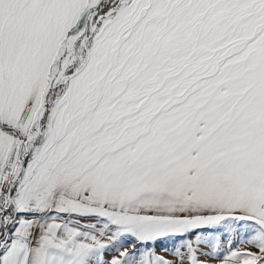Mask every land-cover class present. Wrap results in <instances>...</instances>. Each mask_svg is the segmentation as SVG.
Here are the masks:
<instances>
[{"label": "snow or ice", "instance_id": "snow-or-ice-1", "mask_svg": "<svg viewBox=\"0 0 264 264\" xmlns=\"http://www.w3.org/2000/svg\"><path fill=\"white\" fill-rule=\"evenodd\" d=\"M0 264H264V0H0Z\"/></svg>", "mask_w": 264, "mask_h": 264}, {"label": "rangeland", "instance_id": "rangeland-1", "mask_svg": "<svg viewBox=\"0 0 264 264\" xmlns=\"http://www.w3.org/2000/svg\"><path fill=\"white\" fill-rule=\"evenodd\" d=\"M157 251H159V248L157 249Z\"/></svg>", "mask_w": 264, "mask_h": 264}]
</instances>
